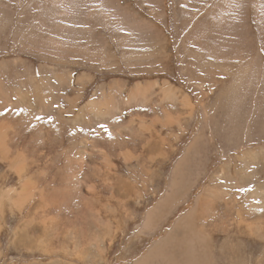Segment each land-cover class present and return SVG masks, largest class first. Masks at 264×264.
I'll return each mask as SVG.
<instances>
[{
	"label": "rangeland",
	"instance_id": "1",
	"mask_svg": "<svg viewBox=\"0 0 264 264\" xmlns=\"http://www.w3.org/2000/svg\"><path fill=\"white\" fill-rule=\"evenodd\" d=\"M168 254L264 264V0H0V264Z\"/></svg>",
	"mask_w": 264,
	"mask_h": 264
},
{
	"label": "bare ground",
	"instance_id": "2",
	"mask_svg": "<svg viewBox=\"0 0 264 264\" xmlns=\"http://www.w3.org/2000/svg\"><path fill=\"white\" fill-rule=\"evenodd\" d=\"M205 177V176H204ZM169 181V180H168ZM175 187V186H174ZM23 189V188H22ZM21 189V190H22ZM24 193V192H23ZM171 196V195H170ZM172 197V196H171ZM168 199H169V197H168ZM171 201V200H170ZM163 207V206H162ZM164 208V207H163ZM204 209H206V208H204ZM204 211V210H203ZM209 212V211H208ZM196 216V215H195ZM206 216V215H205ZM203 217V216H202ZM192 219V218H191ZM187 222V221H186ZM151 223V222H150ZM195 223V222H194ZM191 225H193V224H191ZM206 226V225H205ZM214 226V225H213ZM193 228V227H192ZM211 228V227H210ZM196 234V233H195ZM184 235V234H183ZM205 235V234H204ZM190 236V235H189ZM188 237V236H187ZM184 238V237H183ZM197 239L198 238V236L196 235L195 237L194 236H192L191 237V239L190 240H185V241H187V242H185L184 243V245L182 244V246H183V248L185 249V251H183V253L186 255V256H184V257H189V258H194L193 256V254L190 252V250L192 249L193 250V248H194V242L195 241H193V239ZM182 243V242H181ZM161 249V248H160ZM162 250H163V248H162ZM180 251V250H179ZM179 258V257H178ZM181 258V257H180ZM159 259L160 260H158L157 258H151L150 259V261H152V262H154L155 264H175L172 260H173V258H172V256H170L169 254H168V256H161V257H159ZM156 260H157V262H156ZM176 260H178V259H176ZM185 260H186V258H185ZM190 260V259H189ZM190 262V261H189ZM182 264H183V262H182ZM185 264H186V261H185Z\"/></svg>",
	"mask_w": 264,
	"mask_h": 264
}]
</instances>
